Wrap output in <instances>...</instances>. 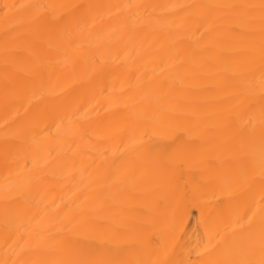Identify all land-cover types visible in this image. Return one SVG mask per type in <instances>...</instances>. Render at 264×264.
I'll use <instances>...</instances> for the list:
<instances>
[{"label":"bare ground","instance_id":"bare-ground-1","mask_svg":"<svg viewBox=\"0 0 264 264\" xmlns=\"http://www.w3.org/2000/svg\"><path fill=\"white\" fill-rule=\"evenodd\" d=\"M0 264H264V0H0Z\"/></svg>","mask_w":264,"mask_h":264}]
</instances>
